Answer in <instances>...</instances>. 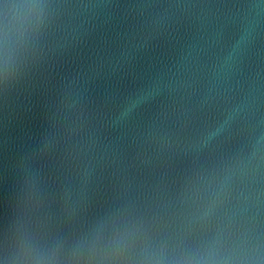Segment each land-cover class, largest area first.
I'll return each instance as SVG.
<instances>
[{
	"label": "clouds",
	"instance_id": "clouds-1",
	"mask_svg": "<svg viewBox=\"0 0 264 264\" xmlns=\"http://www.w3.org/2000/svg\"><path fill=\"white\" fill-rule=\"evenodd\" d=\"M95 257L97 250L89 249ZM128 252L127 244L121 240L115 242L106 250L109 257H120ZM11 264H57L58 258L54 253L46 252L27 239H18L7 257ZM135 264H236L235 261H217L212 253L201 256L197 253H185L168 256L163 252L146 249L139 257L134 258Z\"/></svg>",
	"mask_w": 264,
	"mask_h": 264
}]
</instances>
